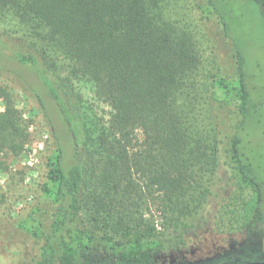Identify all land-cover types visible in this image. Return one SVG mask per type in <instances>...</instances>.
I'll return each instance as SVG.
<instances>
[{
  "label": "trees",
  "instance_id": "obj_1",
  "mask_svg": "<svg viewBox=\"0 0 264 264\" xmlns=\"http://www.w3.org/2000/svg\"><path fill=\"white\" fill-rule=\"evenodd\" d=\"M252 1L264 19V0ZM206 6L228 36L216 3ZM155 9L154 0H0V20L11 17L43 41L0 31V73L31 74L27 88L54 139L40 204L18 222L36 244L28 264H155L203 227L222 170L254 194L250 216L239 214L249 231L264 224V181L242 138L256 107L245 57L232 38L234 71L215 66L207 83L209 103L240 115L233 131L206 116L212 128L192 137L197 117L185 92L196 57L188 36ZM149 204L160 226L143 216Z\"/></svg>",
  "mask_w": 264,
  "mask_h": 264
},
{
  "label": "rangeland",
  "instance_id": "obj_2",
  "mask_svg": "<svg viewBox=\"0 0 264 264\" xmlns=\"http://www.w3.org/2000/svg\"><path fill=\"white\" fill-rule=\"evenodd\" d=\"M212 1L228 25V36L224 34L218 15L205 13L206 0H154L156 13L175 33L188 36L196 57L185 92L191 116L195 113L197 117L196 122L188 123L189 131L192 137L199 139L207 128H212L211 122L205 123L206 116L210 121V116L216 115V128L228 133L240 119L235 108L216 109L207 99V83L215 66L223 74L234 71L233 38L245 57L250 94L256 105L243 125L244 149L264 181V19L252 0ZM15 21L11 17L0 20L4 39L18 36L24 41L43 42L36 39L38 36L29 27ZM54 52L56 56L60 54L59 50ZM21 73L23 77L0 73V114H4L1 121L8 141L0 154V264H28L36 253L33 238L18 226V222L33 206L40 204V185L45 180L46 159L50 154L49 138L54 141L49 137V125L37 100L27 88L26 83H34L31 74L23 69ZM57 126L62 127L59 122ZM17 145L21 147L14 151ZM217 183L209 197L203 227L189 235L186 246L160 253L155 264H216L220 258L233 264L236 257L247 263L263 260L264 224L250 232L239 215L250 216L252 190L239 189L225 170L219 173ZM142 214L160 226L155 205L149 204Z\"/></svg>",
  "mask_w": 264,
  "mask_h": 264
},
{
  "label": "flooded vegetation",
  "instance_id": "obj_3",
  "mask_svg": "<svg viewBox=\"0 0 264 264\" xmlns=\"http://www.w3.org/2000/svg\"><path fill=\"white\" fill-rule=\"evenodd\" d=\"M221 260H218L216 264H227L225 259L220 258ZM233 264H264V258L262 261H254L251 260L250 263H247L245 259L236 257L233 259Z\"/></svg>",
  "mask_w": 264,
  "mask_h": 264
}]
</instances>
